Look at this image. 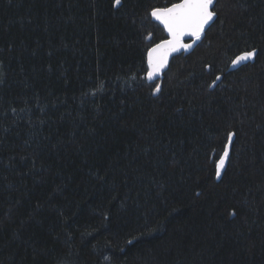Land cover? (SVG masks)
<instances>
[{
  "label": "trees",
  "instance_id": "1",
  "mask_svg": "<svg viewBox=\"0 0 264 264\" xmlns=\"http://www.w3.org/2000/svg\"><path fill=\"white\" fill-rule=\"evenodd\" d=\"M176 2L0 0V264H264V0L150 86Z\"/></svg>",
  "mask_w": 264,
  "mask_h": 264
},
{
  "label": "snow or ice",
  "instance_id": "2",
  "mask_svg": "<svg viewBox=\"0 0 264 264\" xmlns=\"http://www.w3.org/2000/svg\"><path fill=\"white\" fill-rule=\"evenodd\" d=\"M216 0H178L167 7H154L149 15L163 27L167 38L155 46L147 49L146 62L147 73L145 79L151 82L158 77L166 66L168 57L171 53L180 51H189L197 42L202 40L206 29L210 27L213 21L218 17L215 11ZM122 6V0H114L112 7L119 10ZM190 38L191 42L186 43L185 38ZM257 55L255 49L245 51L232 60V65L237 66L242 63L252 61ZM220 77L217 76L216 80ZM215 81H213L214 86ZM161 91V85L155 84L152 94L156 95ZM235 133L228 132V143L224 145L223 154L216 163L215 175L217 179L221 178V172L225 162L229 157L230 145ZM235 215V213H231Z\"/></svg>",
  "mask_w": 264,
  "mask_h": 264
},
{
  "label": "water",
  "instance_id": "3",
  "mask_svg": "<svg viewBox=\"0 0 264 264\" xmlns=\"http://www.w3.org/2000/svg\"><path fill=\"white\" fill-rule=\"evenodd\" d=\"M154 21V20H153ZM154 22H156V21H154ZM157 23V22H156ZM158 24V23H157ZM159 25V24H158ZM159 26H161V25H159ZM162 27V26H161ZM163 28V27H162ZM207 30V29H206ZM165 32V31H164ZM165 34H166V32H165ZM166 38H167V34H166ZM189 41H191L190 40V38H185V42H189ZM158 43H160V42H158ZM157 43V44H158ZM153 46H155V45H153ZM152 46V47H153ZM181 53H184V51H180V52H174V53H171L170 55H169V57H168V60H167V63H166V66L164 67V69H163V71L161 72V74L158 76V77H156L155 78V80L156 79H158L166 70H167V68H168V65H169V62H170V59H171V57H173V56H176V55H178V54H181ZM243 64V63H242ZM146 65H147V62H146ZM241 65V64H240ZM240 65H237V66H233L232 64H231V67L233 68V69H235V68H237L238 66H240ZM154 80V81H155Z\"/></svg>",
  "mask_w": 264,
  "mask_h": 264
},
{
  "label": "bare ground",
  "instance_id": "4",
  "mask_svg": "<svg viewBox=\"0 0 264 264\" xmlns=\"http://www.w3.org/2000/svg\"><path fill=\"white\" fill-rule=\"evenodd\" d=\"M179 55H180V54H179ZM170 61H171V60H170ZM231 64H232V63H231ZM231 68H232V67H231ZM167 69H168V68H167ZM232 69H233V68H232ZM162 75H163V74H162ZM162 75H161V76H162ZM161 76H160V77H161ZM160 77H159V78H160ZM159 78H158V79H159ZM158 79H156V80H158ZM156 80H155V81H156ZM153 82H154V81H153Z\"/></svg>",
  "mask_w": 264,
  "mask_h": 264
},
{
  "label": "rangeland",
  "instance_id": "5",
  "mask_svg": "<svg viewBox=\"0 0 264 264\" xmlns=\"http://www.w3.org/2000/svg\"><path fill=\"white\" fill-rule=\"evenodd\" d=\"M191 41H189L188 43H190ZM185 52V51H184Z\"/></svg>",
  "mask_w": 264,
  "mask_h": 264
}]
</instances>
